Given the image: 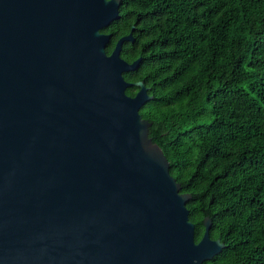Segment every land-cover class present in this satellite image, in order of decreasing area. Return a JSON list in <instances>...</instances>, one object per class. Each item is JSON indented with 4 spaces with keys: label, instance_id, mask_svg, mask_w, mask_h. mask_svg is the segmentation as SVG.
<instances>
[{
    "label": "water",
    "instance_id": "95a60500",
    "mask_svg": "<svg viewBox=\"0 0 264 264\" xmlns=\"http://www.w3.org/2000/svg\"><path fill=\"white\" fill-rule=\"evenodd\" d=\"M120 0H0V264H204L224 247L139 112ZM134 27H132L133 29ZM137 86L134 95L128 86Z\"/></svg>",
    "mask_w": 264,
    "mask_h": 264
},
{
    "label": "trees",
    "instance_id": "16d2710c",
    "mask_svg": "<svg viewBox=\"0 0 264 264\" xmlns=\"http://www.w3.org/2000/svg\"><path fill=\"white\" fill-rule=\"evenodd\" d=\"M118 11L105 50L132 33L120 56L141 60L123 76L152 96L139 109L149 136L191 194L195 241L209 217L224 243L204 264H264V0H120Z\"/></svg>",
    "mask_w": 264,
    "mask_h": 264
}]
</instances>
